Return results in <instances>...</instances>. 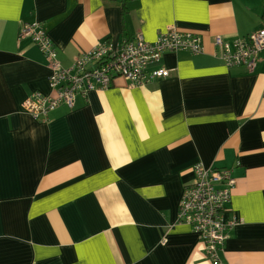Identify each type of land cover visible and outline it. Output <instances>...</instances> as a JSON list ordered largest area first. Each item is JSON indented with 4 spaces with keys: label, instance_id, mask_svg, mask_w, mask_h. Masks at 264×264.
<instances>
[{
    "label": "crops",
    "instance_id": "0c3cea01",
    "mask_svg": "<svg viewBox=\"0 0 264 264\" xmlns=\"http://www.w3.org/2000/svg\"><path fill=\"white\" fill-rule=\"evenodd\" d=\"M261 0H0V264H212L199 235L173 226L193 165L229 168L224 264H264V50L226 66L214 38L264 27ZM44 27L63 68L107 38L153 42L173 26L200 54L165 52L169 76L77 93L46 119L22 102L54 95L23 24Z\"/></svg>",
    "mask_w": 264,
    "mask_h": 264
},
{
    "label": "built area",
    "instance_id": "2783aa9c",
    "mask_svg": "<svg viewBox=\"0 0 264 264\" xmlns=\"http://www.w3.org/2000/svg\"><path fill=\"white\" fill-rule=\"evenodd\" d=\"M19 32L31 36L51 68L48 79L54 95L33 91L22 102L24 111L42 120L60 105L72 107L77 93L87 98L92 90L108 89L114 78H123L130 87L167 78L169 70L162 61L165 52L186 50L200 54L203 51L198 34L166 26L158 30L153 42L145 40L140 32L117 46L111 41L97 42L71 68H63L44 27L33 22L21 25ZM214 46L227 67L253 71L264 50V27L231 41L216 36ZM192 172V181L183 187L173 226L186 225L197 233L211 263L224 264L220 252L226 240L225 212L236 180L231 169L210 168L201 162L193 165Z\"/></svg>",
    "mask_w": 264,
    "mask_h": 264
},
{
    "label": "trees",
    "instance_id": "16d2710c",
    "mask_svg": "<svg viewBox=\"0 0 264 264\" xmlns=\"http://www.w3.org/2000/svg\"><path fill=\"white\" fill-rule=\"evenodd\" d=\"M106 1H117V3L120 5L121 7V15H122V18H124L125 16H127L129 14V12L131 11L132 9V6L133 4L136 2V1H139V0H106ZM261 3L263 5V8H264V0H261ZM264 15V14H263ZM103 41H110L109 38L103 40ZM56 50V49H55ZM56 55H57V52H56Z\"/></svg>",
    "mask_w": 264,
    "mask_h": 264
},
{
    "label": "bare ground",
    "instance_id": "6f19581e",
    "mask_svg": "<svg viewBox=\"0 0 264 264\" xmlns=\"http://www.w3.org/2000/svg\"><path fill=\"white\" fill-rule=\"evenodd\" d=\"M87 51H90V49H89V50H87Z\"/></svg>",
    "mask_w": 264,
    "mask_h": 264
}]
</instances>
